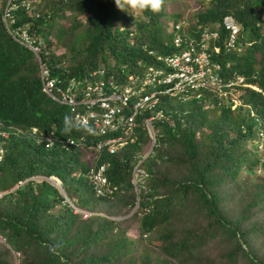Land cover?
<instances>
[{
    "label": "trees",
    "instance_id": "1",
    "mask_svg": "<svg viewBox=\"0 0 264 264\" xmlns=\"http://www.w3.org/2000/svg\"><path fill=\"white\" fill-rule=\"evenodd\" d=\"M20 1L26 0L8 7L7 20L26 22L50 75L63 87L70 80L85 82L96 67L105 83L124 79V69L150 59L148 49L172 50L165 34L176 31L177 20L187 19L177 29L182 32L199 23L218 24L229 14L240 27L238 44L244 47L223 59L264 89V0H179L189 12L185 16L177 7L179 11L170 14V29L165 4L159 13H128L118 10L114 0H39L36 18L23 12ZM5 4L0 0L1 10ZM193 7L198 9L192 12ZM219 35L225 36L222 28ZM57 40L64 50L52 54ZM241 99L254 109L259 122L247 119L242 108L231 110L224 100L212 119L196 117L193 111L182 124L165 125L169 131L164 145L145 162L152 207L138 218L135 238L122 234L119 222L108 218L133 204L130 165L103 155L110 164L108 178L124 183L125 190L102 200L93 196L83 177L71 176L70 161L74 166L80 160L78 148L47 151L26 138L16 139V147L12 141L5 143L0 193L24 176L52 175L67 194L68 189L76 193V206L103 215L83 218L50 183L27 181L0 195V234L5 242H0V264H13L12 250L21 256L18 264H264L255 242L257 235H264V159L257 165L255 154L245 147L256 137V128L264 132V97L245 89ZM65 115L71 117L65 106L41 92L32 53L11 40L0 19V121L33 125L41 133L53 125L60 138L86 131L80 127L65 133ZM257 166L260 173L255 172ZM148 246L158 249L160 256H151Z\"/></svg>",
    "mask_w": 264,
    "mask_h": 264
},
{
    "label": "clouds",
    "instance_id": "2",
    "mask_svg": "<svg viewBox=\"0 0 264 264\" xmlns=\"http://www.w3.org/2000/svg\"><path fill=\"white\" fill-rule=\"evenodd\" d=\"M38 1H20L21 9L23 12L24 10L29 12V16L33 15L37 18L38 13L34 9ZM114 3L116 8L122 12L144 13L151 11L152 13H159L163 10L165 0H114ZM5 7L2 10L0 8V19L3 22V27L11 40L32 53L34 60L37 62V77L41 92L54 103L65 106L71 115V117L68 115L64 117V132L70 133L73 129L79 130L80 127L85 128L86 131L78 133L76 137L65 136L60 138L54 134L53 125L46 133H41L36 126H24L7 118L4 121H0V163L5 158L4 155L7 151L5 145L12 141L16 147L14 141H22L24 138L34 141V143L39 144L42 149L47 151L54 148L67 151L72 147H76L80 150V160L74 166H71L72 168L74 167L71 171V176L74 179L83 177L86 184L90 186L95 198L112 200L118 194L124 192L125 186L124 183L114 182L108 178L109 161L101 158L104 154L119 157L122 163L130 165L129 184L131 185L134 198L131 206H127L126 209L124 208L118 214L108 217L112 220L120 223V221L129 217L135 218L137 216L139 218L152 207L149 199L150 195L148 194L149 190L146 186L148 172L145 162L153 156L156 149L164 145L162 141L165 140L169 131V129L165 128V125L174 128L177 123L182 124L186 116L189 117L193 111H196V117L198 114L205 119H212V117L214 118L216 114L220 113V106L224 100L227 101L231 110L239 112V109L242 108L248 117L247 119L259 122L254 109H251L245 101H242L241 95L245 89H250L264 97V89L248 82L242 74L231 69V62L228 59H223L226 55L240 53L244 47L243 44L241 46L238 44L240 27L229 14L223 15L218 24L199 23L196 26L193 25L191 26L193 29L182 31L185 32L183 35H180L179 33L182 32H178L177 29H179V25H185L187 19L175 22L173 28L176 31L172 29L169 32L173 33L169 45L172 50L170 52H161L148 49L146 54L150 59L144 62H135L130 70L124 69L122 74L125 76L124 79L115 80L110 78L105 83L102 79V74H99L100 70L96 67L88 72L85 82L70 80L63 87L62 84L57 82L55 77L50 75L49 67L42 59L40 46L34 34L29 32L26 22L16 25L14 19L10 18L7 20V14L3 19ZM184 15L186 16L187 14ZM225 16H231L234 23L238 26V34L231 47L225 46L224 43L229 34V30L223 24ZM220 28L225 33L222 39H220L219 35ZM204 32L216 33L215 39L206 41V52L209 54V59L201 68L192 61L187 63L191 67V71L186 74L189 79H183L177 75L178 70L175 66L166 62V58L179 55L186 48L185 43L181 42L177 46L174 44V40L180 38L181 41H197L195 52L191 54L192 59L196 55ZM251 43V41L244 42L245 46H249ZM214 48H216V51L213 50ZM43 54L48 56L47 51H44ZM255 54L259 56L258 52H255ZM43 68L46 69L48 77L54 79L57 86L64 90L69 89L78 100L83 97L87 85L101 82L103 91L100 98L104 96V100H95L92 97L91 100H94V103L89 109L76 105L75 110H70L69 105L56 101L42 90L40 71ZM202 69L205 72L199 75L198 72ZM123 98H125V101ZM135 103H138V106L133 113V105ZM115 107H119L120 110L118 112L114 111L112 108ZM108 109H112L113 113L104 120L103 114L107 113ZM87 110H93L99 114V126L103 131H100L99 126L95 127L91 122L82 125L75 122V113L86 114ZM129 116L132 118L130 122H127V117ZM3 122L5 125H3ZM242 130L244 131L246 128L242 126ZM256 130V137L247 141L259 146V156L254 155L258 165L264 159L262 140L264 132L258 128ZM107 139L115 140L112 142L111 148L109 143L105 142ZM50 140L51 143L48 144ZM69 140L72 143H69ZM252 152L254 153V151ZM256 168L255 172L260 173V168L258 166ZM98 172H100V177L103 178V181L95 179V175ZM32 180L50 183L57 189L63 201L72 208L73 212L81 214L83 218L90 215H103L101 212H92L76 206L74 203L75 198H71L63 189L60 180L52 175L31 174L24 176L8 190L0 193V195L8 194L22 186L23 183ZM0 242L5 244L1 234ZM11 252L13 264H18L19 257H21L20 254L13 250Z\"/></svg>",
    "mask_w": 264,
    "mask_h": 264
},
{
    "label": "built area",
    "instance_id": "3",
    "mask_svg": "<svg viewBox=\"0 0 264 264\" xmlns=\"http://www.w3.org/2000/svg\"><path fill=\"white\" fill-rule=\"evenodd\" d=\"M8 5L10 7H16L15 0H8L6 7L8 8ZM4 8V17L7 14V8ZM223 24L226 29L229 30V34L227 39L225 40V46L231 47L234 44V41L236 39V36L238 34V26L234 23L231 16H225L223 18ZM216 33L211 32L207 33L204 32L202 34V39L200 40L198 50L196 51V55L192 57L191 54L195 52V45L197 44V41L194 40H183L181 41L180 38H176L174 40V44L178 46L181 42L186 44V48L184 51H182L179 55H175L172 57L166 58V62L171 63L175 68L178 70L177 75L181 76L183 79H189V77H186V74L191 71V67L187 65L189 62H193L197 64L200 68L203 66L209 59V54L206 52L207 44L206 41L209 39H215ZM216 51V48L213 49ZM187 65V66H186ZM204 69H202L199 73V75L204 74ZM99 74H102L101 71H99ZM40 77H41V88L42 90L47 93V95L51 96V98L55 99L56 101L60 103H64L70 106V110H75L76 105H81L85 107L86 109H89L91 105H93V101L91 100L92 97H94L95 100H104V96L100 98V95H102L103 88L101 86V82H95L92 85H87L85 87V91L82 98L76 99L74 97V94L69 91V89H62L61 87L57 86L54 82V79L51 77H48V73L46 69H41L40 71ZM125 101V98H123ZM138 103H135L133 105L134 111L137 109ZM114 111L118 112L120 110L119 107L112 108ZM112 109H108L107 113L103 114L104 120L109 118L111 114L113 113ZM75 122L79 124H87L91 122L94 124L95 127L99 126V114L96 113L93 110H87L86 114H80L75 113L74 115ZM131 116L127 117V122L131 121ZM103 124H105L103 121H101ZM99 130L103 131V129L99 126ZM49 140V139H48ZM53 141V140H52ZM115 140L107 139L105 142L109 143V146L111 148L112 142ZM69 143H72L71 140L68 141ZM51 143V140L48 142V144ZM95 179L99 181H103V178L100 177V172L96 173ZM99 192V191H98Z\"/></svg>",
    "mask_w": 264,
    "mask_h": 264
},
{
    "label": "rangeland",
    "instance_id": "4",
    "mask_svg": "<svg viewBox=\"0 0 264 264\" xmlns=\"http://www.w3.org/2000/svg\"><path fill=\"white\" fill-rule=\"evenodd\" d=\"M165 5H166V11L165 12H166V15H167L165 17V20L167 22V26L169 27V29L171 28V21L170 20H172V16H170V14L172 15L174 12H178L179 10H177V7L181 6L182 9L180 10V12H183L184 14H187V12H189L188 6H187V4L184 1L179 3V0H167L165 2ZM196 9H198V8L197 7H193L192 12H195ZM177 21H179V20H177ZM165 35H166L165 39L170 40L171 36L173 35V33H168V34H165ZM63 50H64V48H63V45L60 43V40H57L56 44L53 46V48L51 50V53L52 54H59V53H62ZM253 143H256V142H253ZM245 147H247L249 150L254 151V154L257 157L259 156L258 152H260L259 151L260 149H259L258 145H256V144L253 145L251 143V141L250 142L246 141L245 142ZM262 159H263V157H262ZM70 163L73 166L71 161H70ZM246 173L251 174L250 171H248V172L246 171ZM67 191H69L68 195L71 198H75L77 200L75 192H72L69 189ZM125 212H127V211H125ZM137 222H138V217L137 216L135 218L134 217H129V218L125 219V220L120 221L118 226L120 227V231H121L122 234L127 235L129 237L135 238L133 235H134V232H135L134 230H135V228H136V226L138 224ZM136 237H138V235ZM255 242L260 246L259 255H263L264 256V235H262V234L257 235L255 237ZM141 243H142V245H144L143 243H145V241H143ZM148 252H150L151 256H155L157 254L160 256L159 250L156 249V248L148 246Z\"/></svg>",
    "mask_w": 264,
    "mask_h": 264
}]
</instances>
